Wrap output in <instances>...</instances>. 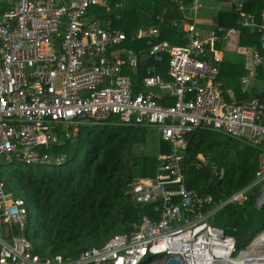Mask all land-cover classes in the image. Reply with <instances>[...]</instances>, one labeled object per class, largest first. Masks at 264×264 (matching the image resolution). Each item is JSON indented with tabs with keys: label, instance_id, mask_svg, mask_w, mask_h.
Wrapping results in <instances>:
<instances>
[{
	"label": "built area",
	"instance_id": "built-area-1",
	"mask_svg": "<svg viewBox=\"0 0 264 264\" xmlns=\"http://www.w3.org/2000/svg\"><path fill=\"white\" fill-rule=\"evenodd\" d=\"M243 1L229 0L228 6L239 13L241 26L256 29L264 40V12L258 18L244 14ZM199 2L188 3L195 17ZM176 3L186 8L184 0ZM92 6L108 9L109 0H0V164L64 160L65 154L48 152L59 124H104L116 117L125 125L154 126L169 151L156 153L153 176L134 177L127 186L132 202L150 203L152 211L133 222L132 230L76 257L41 255L26 236L24 198L8 191L0 178V264H164L170 257L182 264H229L236 237L210 224L209 216L229 203L243 204L257 184L264 202V89L260 96L226 100L218 78L220 42L238 29L203 30L181 18L172 25H179L185 43L175 44L159 39L161 15L156 24L127 36L110 19L101 24L88 12ZM127 39L144 40L147 50L124 48ZM253 52L256 63L264 61ZM144 53L148 62L136 90L124 67L138 65ZM247 81V76L241 79ZM151 87L161 92H146ZM199 128L224 133L261 153L252 182L216 202L186 185L187 135ZM210 172L217 175V166Z\"/></svg>",
	"mask_w": 264,
	"mask_h": 264
},
{
	"label": "trees",
	"instance_id": "trees-1",
	"mask_svg": "<svg viewBox=\"0 0 264 264\" xmlns=\"http://www.w3.org/2000/svg\"><path fill=\"white\" fill-rule=\"evenodd\" d=\"M128 1L109 0L108 9L92 6L88 12L97 14L101 24L110 19L112 27L123 30L127 36L139 29L141 23H149L147 26L156 24V16L161 15L164 21L160 24L159 39H177L172 37L176 30L180 32L178 40L182 39L179 25H172L173 20L182 18L176 0H133V6H129ZM224 1L228 3L229 0H214L216 3ZM228 7L216 12L215 26L237 28L239 45L256 44L263 53L264 41L260 40L259 34L241 26L239 13ZM260 9L264 10V0L243 1L245 14L258 15ZM122 46L135 52H145L148 47L140 39H127ZM138 65L139 72L132 76L136 90L140 88L144 75L143 63ZM222 77L220 67L219 80ZM229 80L237 86L234 80ZM253 95L261 94L255 91L238 99ZM69 130L73 131L72 127ZM144 130L145 127L122 124L116 117L104 124L88 122L80 124L75 133L69 132V136L60 130L62 136L59 134L48 150L52 156L65 154V159L59 163L0 164V178L5 188L26 202L25 232L33 252L41 255L58 253L73 258L82 249L100 245L115 233L132 230L133 222L143 214H150L152 204H134L127 192L131 179L151 177L156 171V155L144 153L136 156V146L145 138ZM157 141L158 151H169L168 144ZM260 156L253 146L219 131L193 130L187 135L183 160L186 185L199 193L211 195L214 202L225 199L252 182L260 166ZM213 164L218 170L215 176L210 172ZM256 195V191H250L243 204L229 203L218 210L234 227H238L234 233L237 252L245 249L257 235L256 243L260 247L264 244V203L257 208ZM243 216L248 220L242 223ZM261 231L263 233L259 234ZM244 235L247 237L243 240ZM253 241L245 251L255 248V239Z\"/></svg>",
	"mask_w": 264,
	"mask_h": 264
},
{
	"label": "rangeland",
	"instance_id": "rangeland-1",
	"mask_svg": "<svg viewBox=\"0 0 264 264\" xmlns=\"http://www.w3.org/2000/svg\"><path fill=\"white\" fill-rule=\"evenodd\" d=\"M185 3H186V8L184 10H181L182 18H187L188 20L190 18V20H194L196 22V25L198 26V28L203 29V30H207L209 28L214 27V25L209 23V22L201 21V19H202L201 17L209 18L211 15L214 16V9H211L209 7V2L207 0H201L200 1V6L197 10V16L196 17H195L194 10H189L190 5L187 2H185ZM128 4H129V6H133L134 1L129 0ZM116 5H120V3H116ZM186 22H188V21H186ZM148 24L149 23H147V22L141 23L140 28L144 29L147 27ZM117 27H118V25H117ZM179 33L180 32L178 30H176V32L172 35L173 38H177V39H171L170 41L172 43L184 44L183 39L178 40ZM166 38H168V37H166ZM219 46H220V50L223 52V62H222L223 65L221 64L222 65L221 66V74L223 76L221 81L224 84L223 93H222L223 99H226V100L238 99L239 96L237 94L239 93V91H242L244 93H249L252 90H256V89L261 90L263 85H264V62L259 66V68H261L263 71V75L260 77H255L252 73L253 65H255V61L253 60V55H252V49H251L252 47L237 45L236 48H233V47L231 48V47H228L227 40H224V39L221 40V43ZM120 53L123 55V54H125V51L123 52L120 50ZM243 65H244V67H243ZM125 68L133 69V66L129 65V66H125ZM247 74L249 75L248 81L245 83H242L240 80L241 76L247 75ZM229 79L234 80L237 83V86L233 85ZM146 92L153 94V93H158L161 91L155 87H153V88L151 87V88H148L146 90ZM220 102H222V99ZM88 122L89 121H86V120H80L77 122V123H79L77 125H69L68 126V124H59L56 127L59 130V132H60V130H62V132H63L65 129H67V128L69 129L72 127L73 131H70V132L75 133V131L77 130V127L80 124L85 125ZM59 134L61 137L62 134L61 133H59ZM144 136H145L144 141L136 146V149H135L136 156H139V155L144 154V153L149 154V155L153 154L155 156L158 149H159L158 141H157L158 135H157L156 127H154V126L146 127L144 130ZM257 188H259V185ZM226 221H227V219H226L225 215L222 214L220 211H217L215 214H212L209 216V223L213 224L215 226L225 227V224H227ZM257 237H258V235L256 236L255 241H256ZM254 247L255 248L257 247L256 244ZM246 248L248 249L249 246ZM262 248H264V244H263ZM237 254H238V252L236 250H234L232 252V255H234V256ZM154 258L159 260L161 258V255L154 256ZM237 258H235V259H237ZM147 262H148V260L145 261L146 264H148Z\"/></svg>",
	"mask_w": 264,
	"mask_h": 264
},
{
	"label": "crops",
	"instance_id": "crops-1",
	"mask_svg": "<svg viewBox=\"0 0 264 264\" xmlns=\"http://www.w3.org/2000/svg\"><path fill=\"white\" fill-rule=\"evenodd\" d=\"M201 1V0H200ZM208 2H209V7L211 8V9H214V16H210L209 18H205V17H201L202 19H201V21H205V22H209V23H211V24H213L214 25V27H217V26H215V25H217L216 24V20H215V18H216V12L219 10V9H221V8H229L228 7V3L227 2H214V0H207ZM200 3V2H199ZM199 8V7H198ZM198 10V9H197ZM237 12V11H236ZM257 12V11H256ZM261 12H264V10L263 9H260V11L258 12V15H255V14H252V15H255L257 18L259 17V14L261 13ZM244 14H245V12H243ZM251 14V13H250ZM248 15V14H247ZM196 16H197V12H196ZM189 21H193V20H190V18H189ZM238 22H239V20H238ZM213 27V28H214ZM248 28H250L251 29V31H256V29H254V28H251V27H248ZM210 29V28H209ZM257 32V31H256ZM239 31L236 33V34H234V35H231V36H229L227 39H224V40H227V45H228V47H233V48H236L237 47V45H239V43H238V41L240 40V37H239ZM258 33V32H257ZM259 34V33H258ZM259 38H260V34H259ZM260 40L261 41H264V40H262L261 38H260ZM221 43V42H220ZM249 45H247V47H248ZM250 47H252L251 49H252V55H253V50H256L259 54H261V55H263L264 56V52L262 53L261 51V47H259L258 45H256V44H253V45H251ZM253 60H254V58H253ZM255 61V60H254ZM140 62H142L143 63V66H142V75L144 74V70H145V66H146V64H147V62H148V59L147 58H144L143 60H141L140 59ZM264 61H261L260 63H256L255 62V65H253V70H252V73H253V75L255 76V77H260V76H262L263 75V71H262V69L261 68H259V66L263 63ZM221 64L223 65V63L221 62ZM220 64V67L222 66ZM243 67H244V65H243ZM127 68H125L124 67V72H126V73H128L129 75H131V76H136L137 75V73L139 72V70H140V67H139V65H135V66H133V69H127ZM133 71V72H132ZM248 77L249 78V75L247 74V75H242L241 76V79L243 78V77ZM240 79V80H241ZM228 80V79H227ZM224 86V85H223ZM264 89V85H263V87H262V89L261 90H252L251 92H249V93H244V92H240L239 93V97L240 96H247V95H250V94H253V92H255V91H257V92H261L262 90ZM260 158H261V156H260ZM258 185L259 184H257V185H255V186H253V188L250 190V191H256V199H255V206L257 207V208H259L263 203H261L260 205H256V201H257V199H258V193H259V188H257L258 187ZM260 186V185H259ZM237 203H232V205H236ZM227 219V218H226ZM241 220H242V223L243 222H245L246 220H248V219H246V217L245 216H243L242 218H241ZM227 224H225V227H219V226H217V227H219V228H221V229H223L224 231H225V233H230V234H233L234 235V233H235V231L238 229V227H234V225L227 219ZM246 230H248V228L246 229ZM245 230V231H246ZM244 233H247V232H244ZM243 233V234H244ZM235 236V235H234ZM246 237H247V235H244L243 236V240L244 239H246ZM246 249V248H245Z\"/></svg>",
	"mask_w": 264,
	"mask_h": 264
},
{
	"label": "bare ground",
	"instance_id": "bare-ground-1",
	"mask_svg": "<svg viewBox=\"0 0 264 264\" xmlns=\"http://www.w3.org/2000/svg\"><path fill=\"white\" fill-rule=\"evenodd\" d=\"M255 244L258 248L252 249L250 251L244 250L237 259L231 258L229 262L231 264H264V248L259 247L260 245H258L256 241Z\"/></svg>",
	"mask_w": 264,
	"mask_h": 264
},
{
	"label": "water",
	"instance_id": "water-1",
	"mask_svg": "<svg viewBox=\"0 0 264 264\" xmlns=\"http://www.w3.org/2000/svg\"><path fill=\"white\" fill-rule=\"evenodd\" d=\"M144 58H148V54H147V53H144V54L141 55V60H143ZM261 203H263L262 200H259V198H258L257 201H256V205H260ZM254 239H255V238H254ZM254 239H253V240H254ZM253 240H252V241H253ZM252 241H251V242H252ZM242 251H244V250L239 251L238 254H237L235 257H233V258H237L238 255H239ZM164 264H182V262H181L178 258L170 257V258H168V259L166 260V262H165ZM229 264H231V263L229 262Z\"/></svg>",
	"mask_w": 264,
	"mask_h": 264
},
{
	"label": "clouds",
	"instance_id": "clouds-1",
	"mask_svg": "<svg viewBox=\"0 0 264 264\" xmlns=\"http://www.w3.org/2000/svg\"><path fill=\"white\" fill-rule=\"evenodd\" d=\"M263 231H264V230H263ZM263 231H261V232H263ZM261 232H260V233H261ZM260 233H259V234H260ZM254 238H256V236H255ZM254 238H253V239H254ZM253 239H252V240H253ZM250 244H251V242H250V243L247 245V247H248V246L250 247ZM243 250H247V248H246V249H243ZM240 251H241V250H240ZM242 252H243V251H242ZM242 252H241V253H242ZM241 253H240L238 256H240V255H241ZM235 256H236V255H235ZM235 256H234V255H232V257H231V258H233V257H235ZM228 263H229V261H228Z\"/></svg>",
	"mask_w": 264,
	"mask_h": 264
}]
</instances>
